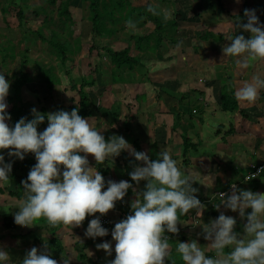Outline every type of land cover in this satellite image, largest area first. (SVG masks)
<instances>
[{
	"label": "clouds",
	"instance_id": "obj_1",
	"mask_svg": "<svg viewBox=\"0 0 264 264\" xmlns=\"http://www.w3.org/2000/svg\"><path fill=\"white\" fill-rule=\"evenodd\" d=\"M243 16L246 22L235 25L239 33L229 36L230 43L222 48L223 59L236 58L241 67L248 60H264V24L255 9H245ZM243 33L248 34L247 38ZM9 88L10 82L0 73V183L9 181L12 160L23 161L31 153L36 161L26 180L21 181L23 198L12 213L16 225L31 227L34 221L43 218L51 227H79L86 215L103 216L113 210L116 202L122 201L132 189L136 196L130 205L132 214L115 223L111 230L114 249L110 241L96 244L97 250L109 256L114 250V259L108 264H165L172 250L165 233L178 232V214L187 215L193 227L202 229L198 237L202 235L209 242L205 247L197 240L177 242L175 252L183 264H264V192L241 190L232 184L230 192L218 195L215 208L219 210L222 206L238 213L245 221L243 235L234 230L236 219L223 212L204 224L200 217L205 205L195 195L198 191L193 187L195 181L190 173L182 172L167 148L157 159L150 160L122 136L114 134L105 140L93 120L82 118L77 108L47 114L32 108L31 119L21 117L10 126L11 117L6 111ZM261 89L264 79L254 76L235 89L234 97L238 102L252 104ZM45 120L47 127L38 132V126ZM3 150H7L10 162H5ZM125 151L142 162V166H135L128 173L137 187L145 182L142 191L138 192L126 180L105 181L96 168L89 166V155L99 165ZM193 210L195 216L191 214ZM108 235L99 217L88 221L85 238L95 241ZM208 251L213 255H206ZM72 259V255H65L62 264H71ZM0 264H11V257L3 247ZM19 264H57V261L46 251L32 247Z\"/></svg>",
	"mask_w": 264,
	"mask_h": 264
},
{
	"label": "crops",
	"instance_id": "obj_2",
	"mask_svg": "<svg viewBox=\"0 0 264 264\" xmlns=\"http://www.w3.org/2000/svg\"><path fill=\"white\" fill-rule=\"evenodd\" d=\"M152 1L155 3L154 5H149L151 0H129L128 2L134 9L133 11H136L132 15L133 20L140 19L146 25H154L151 22L153 18L162 20L165 16L172 15L173 19V15L177 13L179 20L176 22V29L182 25L180 28H184V32H191L195 36L198 35L204 45L208 44L211 50L217 53H220L217 46L219 47L218 44H222V42L220 41L216 45L213 44L214 42L211 44L209 42L211 40H203V36L211 33L216 36H223L224 39L228 34L231 23L233 22L235 24L241 19V15L238 12L240 8L235 7L234 3L230 5L226 3L229 0ZM222 2H225L227 6H222ZM214 4H217V6L213 7ZM148 8L151 9V15L146 16L144 14L149 10ZM138 11L143 14L139 16ZM127 12H129L128 8L125 10V13ZM192 15L194 18H189ZM126 17H129V13L126 14ZM132 18L130 22H123L117 26L116 35L119 31H124L135 26ZM187 19L189 21L191 20V22L187 21ZM222 24H226L228 27L222 26ZM176 29L173 30L176 31ZM182 31H180L181 33L179 31L177 32V38L173 42H169V46L168 44L162 43L161 47L155 50L154 53L148 48L145 50H137L135 41L132 47L135 48L136 57L141 62H145L147 59L149 61H156L157 65L153 64L152 66H158L162 70L164 68L160 65L164 63V65H167L168 62L173 65L178 59H181L186 62L184 69H186L187 74H178L176 81L172 79V76H170V81L162 79V82H159V87L152 85L151 89H145L142 85L140 86V91L138 90L133 98L122 96L125 90L124 85L116 83V85L121 86L117 89L122 92L118 97H115L116 99L114 97L113 99L111 98V103L115 106V110L112 111V122L110 126L107 124L108 126L104 129L99 126L98 130H103L106 133L104 136L105 140L114 134L122 136L134 149L136 145L139 152H145L150 160L157 159L159 153L164 148H167L172 158L177 161V166L182 172H187L192 175L195 181L193 187L198 190L195 195L205 205V210L200 219L204 224H207L213 219L212 211L214 210L217 211V215L223 212L226 216H232L234 218V213L230 210H226L222 206L219 210L215 208V205L219 203V198L216 194L230 192L232 184H235L241 190L264 192V176L253 181L246 180L247 175L251 172L252 165L264 164V102L262 101L259 104L261 108L256 107V109L248 110L243 103L237 101L238 109L243 112L244 117L240 115L239 111L234 113L223 112L220 107V96L223 87L220 86L217 93L210 92V89L206 88V84L204 86V84L202 85L198 81L202 80V78L197 77L196 83V80L194 81V78L190 75L195 69H199L197 72L199 75L203 74L201 70L203 68L209 73V75L205 74V80L213 81L216 78L213 69L206 63L203 64L200 61H194V58L191 56L187 60L179 56L180 53H184L183 55L186 56L190 53H201L199 47H203L196 43H193L190 48L185 47V40L187 41L188 39H186L187 35L182 33ZM202 31L203 34L201 33ZM216 31L217 33H215ZM151 33L153 32L149 34ZM230 36H234V34L230 32ZM127 43L124 49L128 48L130 51L131 44L130 42ZM151 45L149 46L151 47ZM160 51L163 57L159 58V55H155V52ZM145 52L149 54L148 57L142 54ZM195 62H199L202 68L200 66H198L199 68L194 66ZM244 69L245 67H243V70H240V73L237 70L232 77H226V80L224 79L226 82L223 83V86L228 85V83H233V91H235L234 78L237 79L240 75H243ZM258 69L260 71L257 70L255 72L262 73L264 77L263 62H260ZM152 72L157 73L153 69ZM160 72L158 73L160 75L158 80L166 77L165 75H161ZM112 75L111 71L109 79L110 83L113 84L114 80L111 78ZM182 79L185 80L182 83L184 86L175 83L177 80L180 82ZM220 82L222 81L220 80ZM220 82L219 84L221 85ZM104 83L106 84L104 90L99 93L101 101L102 97L109 93L107 91L109 82L104 81ZM123 83L126 85L129 84V81L125 80ZM110 89V95L112 96L114 92L112 88ZM197 96L196 105H193L195 100L189 102L191 99H196L195 97ZM213 97H216L218 100L215 106L211 105L213 103H209ZM259 97L257 101H259ZM131 99L134 100L133 104L131 103L127 106L126 101L131 102ZM241 104L244 106L243 108H241ZM100 112L101 118L107 116V114L102 113V109ZM98 116L85 119H92V123L96 128L99 124L106 125L98 119ZM97 120H99V124ZM115 120L117 124L112 125ZM238 139L242 143L241 145H235L239 143ZM29 155L31 153L27 156L29 157ZM5 162H10V159L6 155ZM88 162L90 167L96 168L99 172L106 170V173L103 172L104 175H102L105 181L113 180L118 182L120 180H126L132 183L138 192L144 188L145 182L142 181L137 187L130 180L128 173L135 166H142V162L135 161L134 157L127 151L99 165L89 155ZM15 163L17 161H12V168L15 167ZM0 189L3 190L0 192V247H3L9 253L11 264H19L26 252L32 247H36L38 251H46L50 254L51 258L57 261V264H62V257L69 254L73 257L71 264H108V261L114 259V250L109 256L103 250H97L96 248V244L110 241L114 249L115 242L111 240L110 233L106 237L96 238L95 241L84 237V231L87 228V220L89 218L87 215L81 226L73 227L72 229L64 226L51 227L43 218L34 221L31 227H20L14 224V227L11 226L12 228H9V226H6V223L8 225L10 219L14 222L12 213L16 211L19 206V201L23 198V187L22 185L20 187L12 185L9 180L7 183H0ZM9 193L16 194V196ZM135 199L136 196L132 189H129L123 200L116 202L114 209L103 216L117 220L121 213L126 210H131L130 205ZM191 214L195 216L194 210ZM95 216H100V214L96 213L92 217ZM178 218L180 223L177 224V238L170 242L172 244L171 255L168 258L169 260H165V264H183L179 254L175 252V244L177 242L197 240L201 247H205L209 243L203 239L202 235L198 237L197 234L201 233L202 229L199 226L193 227L187 215L182 218L178 214ZM244 223L245 221L243 220L239 221L234 228L240 235L244 234ZM170 234L165 233L168 236L173 235ZM54 240L57 241V245L55 246L54 244L53 247H55V250L53 252L48 245L49 242ZM56 250H58V253L55 252ZM206 255L211 256L213 253L208 251Z\"/></svg>",
	"mask_w": 264,
	"mask_h": 264
},
{
	"label": "rangeland",
	"instance_id": "obj_3",
	"mask_svg": "<svg viewBox=\"0 0 264 264\" xmlns=\"http://www.w3.org/2000/svg\"><path fill=\"white\" fill-rule=\"evenodd\" d=\"M54 1H55V5L52 6L48 2V0H28L27 4L24 6L19 3V0H14L13 5L10 0H0V47H4V48L10 47V46L14 47V53L16 55L13 61L11 62L6 61L7 66L2 67L0 65V73H3L5 76V79L10 82L9 94L7 97H10L12 95L11 94V83L13 82L12 74L14 72L19 71V69H20V72L25 73L29 76L30 83L33 84L31 89H30L31 87L30 86L28 87L29 90H26V89L24 90L21 98H24V100L28 102H33L34 99L32 97H35V96L46 97L47 96V93L38 92V87L36 84L38 81L39 70L34 65V62L36 61L37 63L42 64L44 67H56L57 62L55 58L52 55H50L48 45L46 43H42L40 39L36 38L33 32H35L36 30L40 28L43 22V19L47 17L48 19H51V21L47 23V26H44L42 28L43 37L46 39V41H52L53 43L57 41L51 37L50 30L57 31L59 33L63 32L58 22L56 9L60 2H64L66 0H54ZM234 1L229 0L226 3H229V5L234 3L235 7L240 8V11H238L236 8V10L241 15V19L238 21L239 23L246 22L245 17L243 16V12L245 9H255L256 15L258 16L260 23L264 24V0H234ZM226 3L222 2V6L224 7L227 6ZM136 4L134 5L136 6ZM154 4L155 3L152 0H151V3H149V5H154ZM17 6L20 7V9L22 10V13L25 16L24 20L22 21L21 26L18 25V20L16 16L17 11H18ZM216 6L217 4H214L213 7H216ZM37 8L44 9L45 12L39 11L38 15H36ZM2 10L5 12L4 14ZM34 12H36V14H34ZM69 12L74 21L73 36L69 40L72 42L73 39L78 38L81 43L80 45L81 48L77 54L69 57V61L66 63V66L64 67L62 72L55 71V74L57 78L59 79V85H55L53 87V101L45 105L46 114L48 112L49 113L55 112V108L59 105L64 107L65 111H67L66 110L67 108H70L71 106H73L74 104L78 102V93L76 94L75 92L72 93L68 91L69 85L72 84L73 82L75 84H79L81 79L83 78L87 79V70H88L87 64H88V57L90 55L92 56L91 61L93 63L91 67L96 69V74L98 75L94 77L93 79L94 85L92 87L84 88V93L88 95L89 101L93 102L92 103L93 106L97 107L100 105L102 109V113L107 114L105 118H101V112L98 111V115H99L98 119L101 120L106 125L99 124L98 122L99 120H97L99 124L97 126V129L99 128V126L104 129L108 125L110 126L112 122V111L115 110V106H113V103H111V98L113 99V97L114 98L118 97L120 93L122 92L119 89H117L121 86L116 85V83L124 85L125 90L123 91L122 96H125V97L128 96L127 98H131V97L133 98L134 94L138 92V90L140 89V86L142 85L145 87V89L147 88L151 89L152 85L159 87L160 86L159 82H162V79H166L170 81V76H172L173 77L172 79H175L176 81V77L178 74L180 73H182V75L187 74V71H185L186 69H184V67L186 66V62L181 59H178L173 65H171L170 62H168L167 65H164L165 63L160 65L161 67L164 68L163 70L160 69L158 66H152L153 64L157 65L156 61H151V60L149 61L147 59L145 62L140 61V64L138 66L133 67V69L124 67V68H121L120 70L114 71L113 68H111L112 66L110 65V60L106 57L105 53L101 51L100 52L98 51L99 53H97L95 51H92L91 48L92 47L95 48L96 51L101 48H110L112 51L118 52L127 46L128 44L127 42H130L131 56L134 57L136 56V50L135 48L132 47L134 45L133 44L134 39H132L131 37L133 38L143 37V36L148 35L150 32H154L155 30L154 25H151V24L146 25L142 23L140 19H135L133 20L135 22V26L130 27V29L119 31V33L116 36H114L113 38L109 40H99V39H96V37H94L91 33V23L88 20V16H89L88 2H84L82 0H70ZM136 16L138 15L136 14ZM170 20H173L172 15L171 16L167 15V17L165 16L162 20H160L162 22V28L164 30L162 31L163 32L162 37L164 39L163 44H168L169 46V42H173V40L177 38L178 36L177 32L178 31L180 32L183 30L182 33H185V35H187L186 39H188L187 41L185 40V43H184L185 47L190 48L193 43H196L203 47H199V50L201 53H196V54L190 53L187 56L183 55L184 53H180L179 56L182 57L184 60H187V58L191 56L192 58H194V61H200L203 64L206 63L207 65L211 67V69H213L214 76L216 78H214L213 81L205 80V74L209 75V73H207V71L204 70L201 65H199V62H195L194 66H197V67L200 66V68H202L201 69L202 73L204 74V75L203 74L199 75L197 73L199 69H195V71H193L190 74L191 77L194 78V81L196 80L195 81L196 83H197V77L202 78V80H198L200 84L202 85L204 84V86L206 84V88H209L210 92L212 91L214 93H217L218 88L220 86L224 87L223 83L226 82L225 81L226 77L227 78L232 77L233 74L237 70H238V73L241 72L240 70H243V67L240 66L236 58L229 57V58L223 59V56H222L223 54L221 52L222 48L230 43V41H228L230 32L234 35L239 33V29L234 26L236 23L234 24L232 22L231 26H229L228 34L224 38L225 40L223 39V36H222V39H223L222 41L221 39L219 38L217 39V37L215 38L214 36H212L213 40L210 38L207 39V40H211L209 41L211 44L214 42L213 44L215 45L220 41L222 42V44L220 43L218 44L219 47L217 46V48H219V51H220V53L219 52L217 53L214 50H211L208 44L204 45V43L200 40L198 35L195 36L191 32H184L185 31L184 28L183 29L180 28L182 27V25L179 26V28L176 29V31L173 30L169 24ZM187 21L189 20L187 19ZM144 22H145V19H144ZM189 22H191V20ZM222 26L228 27V25L226 24H222ZM64 32H67V31L65 30ZM219 32H221V30H219ZM201 33L203 34V31ZM215 33H217V31ZM243 34L247 38L248 34L246 33H243ZM93 37L95 40L94 42L92 41ZM139 46L140 48H145L146 41L140 43ZM25 49H27V56H26L27 62L26 64H24V66H21L19 64L20 63L19 61L21 58V53ZM68 49L72 50L71 44L70 46H68ZM146 52L142 54L145 57H148L149 54ZM155 53H156L155 55H159V58L163 57L161 56L162 55L161 51L155 52ZM260 62L264 63V60H248L247 61L246 66H244L245 67L244 74L240 75L237 79L234 78L235 88L239 87L244 82H250L254 76H258L264 79V77L262 76V73L259 74L255 72L257 70L260 71L258 69L260 66ZM180 67L183 68V70H181ZM152 69L154 71H157V73H153ZM159 70L162 72H160ZM111 71L113 74L111 78L112 80H114L113 84L110 83V79H109ZM159 72L161 75H165L166 77H162L161 80H158V78L160 77V75H158ZM218 77H219V80H218ZM125 80H128L129 84L125 85L123 83L125 82ZM220 80L222 82H220ZM104 81L109 82L108 83L109 88H107V91H109V93L103 96V98H106V100L104 99L106 103H104V101H101L99 97L100 96L99 93L104 90V87L106 85ZM184 82L185 80L182 79L180 82L179 80H177V82L175 83L182 84ZM219 82L221 83V85L219 84ZM182 85L184 86V84ZM110 88H112L113 89L112 91L114 92L112 96L110 95L111 94ZM63 89H66L67 92L64 93ZM259 95H260V91H259L258 97ZM70 98L74 99L73 103H69L67 101V99H70ZM195 98L196 99L189 100V102L195 100L193 102V105L197 104L198 96ZM126 102L128 104L127 106H129V104L131 103L133 104L134 100L131 99V102L129 101H126ZM209 103L210 104L213 103L211 105L215 106L216 103H218V100L216 97H213L211 98V101ZM241 103H243L248 110L249 109L253 110V109H256V107H260L259 104L261 102L257 101L256 99V101L252 104H247L245 102H241ZM155 105L157 106L156 103ZM243 107L244 106L241 104V108ZM199 109H201V107ZM115 124H117L116 120L114 121L112 125H115ZM9 125L12 126V122L9 123ZM101 134L105 136L106 133H104L103 130H101ZM238 142L239 143H236L235 145L242 144L239 141V139H238ZM3 151H4V154L6 155V152H5L6 150H3ZM18 174L19 173H17V177H18ZM13 182L14 184L12 185L20 187V184L16 179ZM233 216L236 219L237 223L239 221H242L239 218L238 213H234Z\"/></svg>",
	"mask_w": 264,
	"mask_h": 264
},
{
	"label": "trees",
	"instance_id": "obj_4",
	"mask_svg": "<svg viewBox=\"0 0 264 264\" xmlns=\"http://www.w3.org/2000/svg\"><path fill=\"white\" fill-rule=\"evenodd\" d=\"M12 5L14 4V0H10ZM84 2H88V11H89V16L88 20L91 23V33L96 39L99 40H109L116 36L117 33V26L123 22H130L132 15L136 13V11H133L134 9L131 7L129 4V0H82ZM28 0H19V3L21 5H26ZM48 2L54 6L55 1L54 0H48ZM18 7V6H17ZM70 8V0H66L64 2H60L57 6L56 9V14L58 17V22L59 25L61 26V30L63 31L62 33H59L57 31L50 30L51 37L55 40H57L55 43L52 41H46V39L43 37L42 34V28L44 26H47V23L51 21V19H48L45 17L43 19V22L38 30L33 32L34 36L42 43H46L48 45L49 53L52 55L57 64L56 67H44L42 64L37 63L36 61L34 62V65L38 68L39 70V75H38V81H37V87H38V92H43L47 93L46 97H32L34 100L33 102H28L24 100V98H21L22 93L24 90H29L32 88L33 84L30 83V78L27 74L20 72H14L12 74V79L13 82L11 83V96L6 98V102L8 104V108L6 111L10 115L11 119L8 121V123L12 122V126L21 118H27L31 119V114L30 110L32 108H36V110L42 114H46V107L45 105L49 102L53 101V87L55 85H59V79L57 78L55 71H63L64 67L66 66V63L69 61V57L72 55L77 54L80 51L81 48V43L80 40L73 39L72 42L69 40L73 36V29H74V21L72 19V16L69 12ZM128 8L129 12L125 13V10ZM145 12L144 15H151L150 13V8H148ZM39 11L45 12L44 9L37 8V14L34 12V14L38 15ZM149 11V12H148ZM3 14L5 13L2 10ZM129 13V17H126V14ZM139 16L143 14L142 12L138 11L137 12ZM17 20H18V25H22V21L24 20V14L22 13V10L20 7H18L17 11ZM153 18V17H152ZM151 18V19H152ZM189 18H194V16H190ZM133 20V18H132ZM179 20V15L175 13L173 15V20L169 21L170 27L172 29H176V22ZM154 24V32L151 34H148L143 37H136L134 39L135 45L137 50H145V49H151V52H154L155 50L159 49L163 43V28H162V22L160 20H156L153 18L151 21ZM67 32H64V31ZM214 36L217 39H221L222 41V36H216L214 34L208 33L207 36H203V40H207L208 38L212 39ZM94 37L92 41L94 42ZM213 40V39H212ZM146 41V47L145 48H140L139 44ZM152 45H151V44ZM72 45V50L68 49V46ZM151 45V47L149 46ZM92 51H95L97 53L104 52L106 57L110 60V65L112 66L113 70L117 71L120 70L121 68L128 67L129 69H133V67L138 66L140 64V60L138 57L134 56L132 57L130 55V51L128 48L123 49L118 52L112 51L110 48H101L96 51L95 48H91ZM99 51V52H98ZM90 54V53H89ZM98 55V54H97ZM27 49L22 51L21 53V58H20V65L24 66L26 64L27 59ZM16 55L14 53V47H0V64L1 66H7V62H11L15 59ZM97 57V56H96ZM94 58V56H93ZM92 56L90 55L88 57V70H87V79L83 78L80 80L79 84H75L74 82L69 85V90L72 93H78V102L71 106L70 108H67V111H71L73 108L78 109V115H80L82 118H94L95 116L98 115V111L101 110L100 105L99 106H93V102L89 101L88 95L84 93V88L86 87H92L94 85V77L98 74H96V69L92 68L91 66L93 65L92 61ZM21 68V67H20ZM100 73V72H99ZM64 93L67 92L66 89H63ZM105 98L102 97V101L105 103ZM74 99H67L69 103H73ZM264 100V90H260V97L259 101L262 102ZM220 107L223 112L227 113H234L236 111H239L240 115L244 117L242 114L243 112L238 109V104L237 100L234 97V91H233V83H228V85H224V87L221 90V96H220ZM64 110L65 108L62 107L61 105L57 106L55 108L56 111ZM47 127V120L41 125L38 126L37 131L41 132ZM135 150L139 152L138 147L135 145ZM7 155V150L5 151ZM9 158V157H8ZM10 159V158H9ZM16 161V160H12ZM36 163L34 155H29V157L26 155L25 159L23 161H18L15 163V167L12 168V171L9 176V180L11 184H14V180L16 179L19 184L21 183L22 180H26L27 174L31 167ZM127 170V169H125ZM104 171H100L101 175H104ZM104 172V173H103ZM17 173L18 177H17ZM264 176V174H262ZM253 181V180H252ZM21 186V185H20ZM3 191L0 189V192ZM13 196H16V194L9 193ZM18 194V193H17ZM213 219H215L217 215V211L214 210L212 211ZM182 218L185 217L181 216ZM6 222V221H5ZM14 222L10 219L9 224L6 226H9V228L12 226L14 227ZM239 225V224H238ZM11 227V228H12ZM169 234V233H168ZM171 235V234H170ZM175 239H171L169 242L174 241ZM57 245V241H51L49 242V247L52 249L51 251L54 252L55 247ZM59 248V246H57ZM56 250L55 252H57Z\"/></svg>",
	"mask_w": 264,
	"mask_h": 264
},
{
	"label": "built area",
	"instance_id": "obj_5",
	"mask_svg": "<svg viewBox=\"0 0 264 264\" xmlns=\"http://www.w3.org/2000/svg\"><path fill=\"white\" fill-rule=\"evenodd\" d=\"M250 171L251 172L247 175L246 180H254V179L260 177L262 174H264V164L252 165ZM218 195L219 194H216L217 197H218ZM130 214H132L131 210H126L125 212H123V213H121L119 215L117 220H114V219H111V218H108V217H105V216L89 217L88 220H87V224H88V221L90 219L99 217L102 227L108 229V232L111 234V230L114 227L115 223L119 222L122 219H125ZM168 238H169V241H170L172 238L176 239L177 235L173 234L172 236H168Z\"/></svg>",
	"mask_w": 264,
	"mask_h": 264
}]
</instances>
